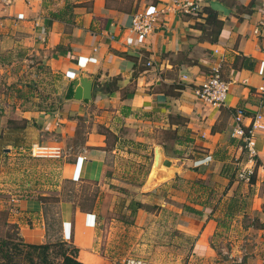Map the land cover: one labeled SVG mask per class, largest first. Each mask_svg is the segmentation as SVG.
Here are the masks:
<instances>
[{"label": "crops", "instance_id": "obj_1", "mask_svg": "<svg viewBox=\"0 0 264 264\" xmlns=\"http://www.w3.org/2000/svg\"><path fill=\"white\" fill-rule=\"evenodd\" d=\"M162 1L0 2V135L7 121L15 119L26 120L25 133L30 134L15 147L1 142L3 160L28 158L27 146L33 142L61 149L60 159L48 160L51 168L38 170L32 164V181L15 185L0 162L2 191L24 193L12 205L3 202V209H15L8 217L18 238L65 241L77 248L83 264H120L128 256L158 264H222L218 251L226 249L217 251L218 239H225L228 254L246 253L242 264H264V131L255 136L250 184L232 176L245 158L229 136L232 108L264 116V93L258 91L264 83L258 73L264 64V32L252 33L259 10L253 0H207L194 16L167 15L155 21L137 44L128 32L129 16ZM208 9L221 23L212 44L198 26L207 29ZM17 13L21 19H14ZM24 56L34 57L25 67L36 79L40 68H46L65 84L51 111L36 101V91L20 84ZM216 64L228 85L218 108L192 94ZM79 78L89 81L90 100L73 97L74 91L83 92L72 84ZM26 91L32 94L28 100ZM68 91L71 97L65 98ZM157 147L164 159L170 158L165 159L169 166L160 169L166 174L160 181ZM163 149L175 155L165 156ZM66 182L107 184L114 190L81 211L72 193L60 197ZM134 203L140 207L131 211Z\"/></svg>", "mask_w": 264, "mask_h": 264}, {"label": "built area", "instance_id": "obj_2", "mask_svg": "<svg viewBox=\"0 0 264 264\" xmlns=\"http://www.w3.org/2000/svg\"><path fill=\"white\" fill-rule=\"evenodd\" d=\"M16 0H0L4 6H10ZM25 4H42L45 0H21ZM207 0H164L159 5L148 4L141 9L135 10L128 20V32L133 36V41L137 44L142 43L143 39L152 31L155 21L160 20L167 15L177 16H194L201 10L202 5ZM259 10L260 17L252 29L254 35L260 31L264 32V0H253ZM22 13H17L14 19H21ZM216 54L217 51L213 50ZM89 60V59H88ZM148 65V62L145 63ZM205 79L192 88V94L195 99L207 104L210 107L218 108L225 101L228 85L221 79L218 64L208 68ZM258 73L264 75V64H259ZM185 80L186 76L181 77ZM258 91L264 93V83L259 86ZM232 127L229 136L238 141V148L245 158L243 164L236 166L234 170V179L243 183H251L254 176V167L256 163V153L254 149L255 136L264 131V116L260 112L247 114L239 107L231 109ZM83 153V152H82ZM27 154L32 158L39 159H60L61 149L55 144H38L30 143L27 146ZM83 160V157L77 156ZM10 203L14 204L11 198ZM11 204V205H12ZM9 212L14 213L13 207ZM226 253V252H224ZM228 256H231L227 253ZM235 261H241L240 256L234 258ZM120 264H158L151 259H144L134 256H128L120 260Z\"/></svg>", "mask_w": 264, "mask_h": 264}, {"label": "rangeland", "instance_id": "obj_3", "mask_svg": "<svg viewBox=\"0 0 264 264\" xmlns=\"http://www.w3.org/2000/svg\"><path fill=\"white\" fill-rule=\"evenodd\" d=\"M25 60H23L22 62H20V65H23V69H25V71L22 72V76H21V81L20 84L22 85L23 81L25 83V87L28 88V90L30 91H36L38 93V95H36V101H39L40 103L44 104V107L46 110L51 111L50 109L53 108V106H56L59 102L61 98V95H57L59 89L61 87H64L63 84L60 80V78H57L56 74H53L50 70H47L46 68H40L39 73H37V76H39L37 79L35 76H33L31 74V72L27 71V68L25 67V65L30 66L32 65L31 62H34V57L33 56H24ZM18 64V67L20 66ZM34 72L35 69H34ZM39 74V75H38ZM36 79V80H35ZM34 83V84H33ZM1 87V86H0ZM1 91V89H0ZM26 97L27 100L30 99V97H32V94L28 91H26ZM40 107V105H39ZM24 121V122H23ZM9 122V120L7 121ZM13 126L17 127L22 125V123H24V130L21 129L20 134H19V138L23 137V136H30V134L25 133L26 129H25V120L24 119H15L11 121ZM7 124V123H6ZM9 125H6V127H8ZM12 126V127H13ZM18 135V134H17ZM12 136H16L14 134H12ZM160 135L158 134V137ZM10 137V138H13ZM22 139V138H21ZM110 139V137H109ZM158 140V138L156 139ZM108 146V145H106ZM155 146V145H154ZM163 146V145H162ZM1 148H3V145L0 144V162L3 163V167L7 168L8 173H9V179H11V184L15 185L18 184V182H21L23 180L25 181H32V179L34 178L32 176L31 173V165L34 164V166H38L39 169L38 170H48L49 168H51V164L48 162V160H52V159H39V158H34L36 159L35 161L32 160V157L25 158L23 157L22 160H17L18 157H13V156H7L4 160H3V154L1 151ZM164 148L168 149L169 146L166 145ZM163 149L164 152L163 154L165 156H170L173 157L175 154L170 153L168 150ZM153 149L151 148L149 150V154H147L146 156V164H149V162L151 161L149 158H151L153 155ZM161 150V149H160ZM12 151V149H11ZM26 150H23V152H25ZM137 151V150H136ZM148 152L147 150H145V153ZM164 156V157H165ZM148 158V159H147ZM167 159V158H165ZM170 159V158H169ZM167 159V160H169ZM3 160V161H2ZM34 162V163H33ZM147 168V165H145ZM144 166V168H145ZM164 166V165H163ZM22 167H24V171L26 170V168L28 169L27 173L25 172L24 174H22V172L19 170ZM230 169L232 167V164L229 165ZM235 170V169H234ZM231 172V170H230ZM145 173V172H144ZM25 176H22V175ZM233 178H234V172H233ZM143 178H140V180ZM135 182L139 183V177L135 180ZM44 186V184H39ZM62 192L60 194V197L62 195H66L67 192L72 193L71 195L73 196L74 200L78 201V203H80V205L82 206H90L94 203L95 197L101 196L103 193L106 195L111 194V191L114 190L112 186L110 185H99V186H94V185H89V184H80V183H63L62 184ZM39 190L43 191L44 188L43 187H39ZM102 190V191H101ZM20 194H24L23 192H13V193H4V191H2V189L0 188V240L5 238V237H9L11 238H17V232H16V228L14 224H11L9 221V211L8 209L4 210L3 208L6 207V204H3V202L5 201H10V198H15L16 196L20 195ZM52 195L49 194L48 199H54L51 197ZM12 204V203H10ZM94 205V204H93ZM52 213L54 212V210H51ZM51 221V226L49 229V235L52 236L51 231H54V228L56 226V217L55 215L52 217ZM225 239H218L217 242H215L216 245V249L218 251L219 247H223L224 252L226 251V253H220V251H218V259L220 260V262H222V264H242V262L244 261V256L246 255V253L244 254L242 250L233 251V254L231 256H228L227 253H229V251L227 250L228 248H230L225 242L223 241ZM240 256L241 261H235V257Z\"/></svg>", "mask_w": 264, "mask_h": 264}, {"label": "trees", "instance_id": "obj_4", "mask_svg": "<svg viewBox=\"0 0 264 264\" xmlns=\"http://www.w3.org/2000/svg\"><path fill=\"white\" fill-rule=\"evenodd\" d=\"M215 17L216 14L208 9L203 22L207 25V29L203 27L202 24L198 25L201 32L208 38V43L211 44L216 42L221 29V23ZM70 97L71 91H68L65 98ZM7 125L9 126L6 127V131L0 135V144L6 141L10 142L12 147H15L17 145V140L20 139L19 134L21 129L24 128V123L15 127L12 122L9 121ZM12 134L16 136L13 137ZM252 182L253 178L251 179V183ZM78 204L81 211L86 210L84 206L80 205V203ZM131 205V208L128 206L131 211L140 207L137 203ZM88 207H91V205ZM120 208L121 205L119 206V209ZM121 219L122 221L126 220L124 216H121ZM76 252L77 248L75 246H69L62 240H53L44 243L23 241L20 238L10 239L9 237L0 240V264H83L77 259Z\"/></svg>", "mask_w": 264, "mask_h": 264}, {"label": "water", "instance_id": "obj_5", "mask_svg": "<svg viewBox=\"0 0 264 264\" xmlns=\"http://www.w3.org/2000/svg\"><path fill=\"white\" fill-rule=\"evenodd\" d=\"M78 83L79 87L82 88L83 92L82 93H77L75 94V91H74V94H73V97L76 98V99H81V100H90L89 99V91H90V83L89 81L85 80V79H82V78H79L78 80H75L73 81V85L76 86ZM162 165H164L165 167H168L169 166V162L166 161L165 159H163L162 161Z\"/></svg>", "mask_w": 264, "mask_h": 264}, {"label": "bare ground", "instance_id": "obj_6", "mask_svg": "<svg viewBox=\"0 0 264 264\" xmlns=\"http://www.w3.org/2000/svg\"><path fill=\"white\" fill-rule=\"evenodd\" d=\"M156 155H158V159H157V163H156V172H157L156 180L160 181L164 177H166V174H165V172L160 171V169L162 167V161L164 158H163V155H161L160 149L158 147L156 148Z\"/></svg>", "mask_w": 264, "mask_h": 264}]
</instances>
